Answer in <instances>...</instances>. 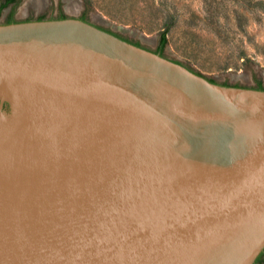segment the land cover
<instances>
[{
  "label": "water",
  "instance_id": "95a60500",
  "mask_svg": "<svg viewBox=\"0 0 264 264\" xmlns=\"http://www.w3.org/2000/svg\"><path fill=\"white\" fill-rule=\"evenodd\" d=\"M264 89L77 17L0 22V264H254Z\"/></svg>",
  "mask_w": 264,
  "mask_h": 264
},
{
  "label": "rangeland",
  "instance_id": "374dc122",
  "mask_svg": "<svg viewBox=\"0 0 264 264\" xmlns=\"http://www.w3.org/2000/svg\"><path fill=\"white\" fill-rule=\"evenodd\" d=\"M32 2L14 0L1 11L0 22L10 15L16 21L77 17L155 52L165 33L164 57L219 84L264 88V0H42L39 7ZM70 3L75 9L69 10Z\"/></svg>",
  "mask_w": 264,
  "mask_h": 264
},
{
  "label": "trees",
  "instance_id": "16d2710c",
  "mask_svg": "<svg viewBox=\"0 0 264 264\" xmlns=\"http://www.w3.org/2000/svg\"><path fill=\"white\" fill-rule=\"evenodd\" d=\"M64 17H66V16H64V15H60V16H59V18H64ZM38 19H43V18L40 17V18H38ZM6 22H7V23H9V22H13L12 17L10 16ZM165 43H166L165 33H162L161 36H160L159 45H158V50H159V51L162 50V48L164 47ZM135 44L138 45L137 43H135ZM209 81H211V82H215L214 80H211V79H209ZM257 88H258V89H264L260 84L258 85ZM261 255H262V253L259 255L258 258H260Z\"/></svg>",
  "mask_w": 264,
  "mask_h": 264
},
{
  "label": "flooded vegetation",
  "instance_id": "af4514ba",
  "mask_svg": "<svg viewBox=\"0 0 264 264\" xmlns=\"http://www.w3.org/2000/svg\"><path fill=\"white\" fill-rule=\"evenodd\" d=\"M14 0H5L2 4H0V13H1V11L3 10V8H5L7 5H9L10 3H12ZM11 16V15H10ZM9 16V17H10ZM60 16V15H59ZM59 16H57V18H59ZM12 17V20L13 21H16L15 19H13V16H11ZM40 17H42V16H39V17H37L36 19H38V18H40ZM42 18H44V17H42ZM8 20V19H7ZM156 52H160L161 53V51H159V50H156ZM262 253V255L260 256V258H256V260H255V262H254V264H262V262H263V260H264V251L263 252H261ZM260 253V254H261Z\"/></svg>",
  "mask_w": 264,
  "mask_h": 264
},
{
  "label": "bare ground",
  "instance_id": "6f19581e",
  "mask_svg": "<svg viewBox=\"0 0 264 264\" xmlns=\"http://www.w3.org/2000/svg\"><path fill=\"white\" fill-rule=\"evenodd\" d=\"M32 1L34 2V3L32 2V4H35V6H37V7H39L40 5H42V0H32ZM70 2L72 3V1H70ZM71 3H70V6L71 7L69 8V10L75 9V5H72Z\"/></svg>",
  "mask_w": 264,
  "mask_h": 264
}]
</instances>
